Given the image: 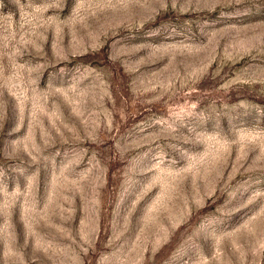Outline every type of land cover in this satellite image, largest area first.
Masks as SVG:
<instances>
[{
  "label": "rangeland",
  "instance_id": "obj_1",
  "mask_svg": "<svg viewBox=\"0 0 264 264\" xmlns=\"http://www.w3.org/2000/svg\"><path fill=\"white\" fill-rule=\"evenodd\" d=\"M0 264H264V0H0Z\"/></svg>",
  "mask_w": 264,
  "mask_h": 264
}]
</instances>
